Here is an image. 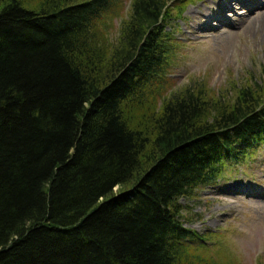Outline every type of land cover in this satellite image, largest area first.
Returning a JSON list of instances; mask_svg holds the SVG:
<instances>
[{
  "label": "trees",
  "instance_id": "1",
  "mask_svg": "<svg viewBox=\"0 0 264 264\" xmlns=\"http://www.w3.org/2000/svg\"><path fill=\"white\" fill-rule=\"evenodd\" d=\"M170 3L0 0V264H202L180 201L264 144V68L176 91Z\"/></svg>",
  "mask_w": 264,
  "mask_h": 264
},
{
  "label": "rangeland",
  "instance_id": "2",
  "mask_svg": "<svg viewBox=\"0 0 264 264\" xmlns=\"http://www.w3.org/2000/svg\"><path fill=\"white\" fill-rule=\"evenodd\" d=\"M123 1L128 19L132 0ZM170 1L166 31L175 43V62L168 77L176 91L194 87L200 91L196 94L235 99L247 85H261L264 0ZM211 8L222 15L207 27L200 15L207 16ZM118 23H113L116 29ZM232 28L238 32L216 35ZM225 175L180 201L181 221L194 233L191 251L203 258L202 264H264V146L254 160L229 164Z\"/></svg>",
  "mask_w": 264,
  "mask_h": 264
},
{
  "label": "bare ground",
  "instance_id": "3",
  "mask_svg": "<svg viewBox=\"0 0 264 264\" xmlns=\"http://www.w3.org/2000/svg\"><path fill=\"white\" fill-rule=\"evenodd\" d=\"M251 2H252V1H251ZM242 6H243V5H242ZM218 8H223V7H218ZM243 9H244V10H249L250 12H252V10H250V9H245L244 6H243ZM210 10H211V13L207 14V16H205L203 13L200 15V17H201L202 19L205 20L204 25H206L207 27L210 25V21H211L212 19H215V18H217L218 16H221V15H222V14L216 13L215 10H214L213 8H211ZM259 12H261V10H258L256 13H259ZM208 16H209V18H208ZM224 32H225V33H222V29H221L219 32L216 33V35H220V34H228V33H234V32H238V31H236L235 28H232V29H230V30H228V31H224ZM201 37L203 38L202 35H201ZM254 198H255V197H254ZM255 199H257L259 202H261V200H262V199L259 198V197L255 198ZM222 200H224V203H227V202H228V200H227L226 198H224V199H222Z\"/></svg>",
  "mask_w": 264,
  "mask_h": 264
}]
</instances>
